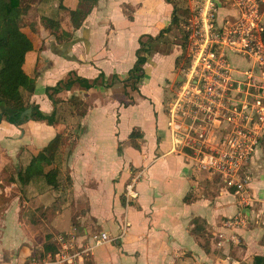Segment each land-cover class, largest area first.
I'll use <instances>...</instances> for the list:
<instances>
[{"label": "crops", "instance_id": "obj_1", "mask_svg": "<svg viewBox=\"0 0 264 264\" xmlns=\"http://www.w3.org/2000/svg\"><path fill=\"white\" fill-rule=\"evenodd\" d=\"M35 6L37 24L30 17ZM71 10L87 13L81 26L71 20ZM172 13L173 5L166 0H38L16 15L33 43L23 65L35 79L30 102L43 113L55 108L46 88L70 73L94 80L104 72L109 83L113 75L119 79L110 87L85 89L75 84L63 90L58 95L63 102L57 105L60 118L55 124L33 119L19 125L0 122V264H17L23 247L28 252L44 248L45 244L36 246L41 236L46 241L48 236L55 239L62 233H75V221L84 226L79 241L87 242L99 232L117 237L116 242L95 249L94 264H243L249 258L253 264L256 256H264V141L249 165L248 198L263 213L261 224L244 228L254 216V209L246 207L239 211L245 214V223L228 225L237 211L230 191L223 190L213 200L200 198L197 192L204 172L172 150L165 99L178 48L149 57L138 91L123 82L136 62L140 37L159 35L171 24ZM41 16L60 21L62 41L43 25ZM73 97L85 103L80 112L84 114H78L80 107L73 105ZM64 102L68 106L61 107ZM134 130L142 134L135 141L130 138ZM58 133L64 141L56 139ZM170 155H174V169L167 167L169 174L160 180L158 164ZM34 157L32 180L22 184L18 172ZM53 168L60 169L64 180L58 189L45 179ZM138 171H143L137 183L139 197L127 204L124 189ZM29 199L35 200L36 207L31 205L32 211L25 210V216ZM82 203L85 213L78 215ZM161 209L166 211L164 222L156 220ZM135 215L143 216L139 223ZM88 222L98 231H91ZM197 224L212 235L208 248L195 230ZM34 225L40 227L37 234L27 230Z\"/></svg>", "mask_w": 264, "mask_h": 264}, {"label": "built area", "instance_id": "obj_2", "mask_svg": "<svg viewBox=\"0 0 264 264\" xmlns=\"http://www.w3.org/2000/svg\"><path fill=\"white\" fill-rule=\"evenodd\" d=\"M209 2L213 5L212 0ZM233 3L236 10L233 21L214 38V44L222 48L221 53L219 56L214 51L207 53L205 65L210 69L213 62V73L201 75L191 91H186L185 99L181 98V92L168 105V128L174 152L187 157L199 171L223 179L237 200L247 204L249 165L264 141V74L255 75L254 69H249L237 76L224 52L225 46L234 43L241 44L240 49L248 54L263 46L264 0H233ZM212 10L216 8L208 7L205 14L207 33L211 32ZM207 48L206 45L204 50ZM252 88L255 90L251 91ZM216 121L226 130L224 136L214 135ZM142 173L138 171L125 186L123 196L127 204L139 197L137 183ZM244 223L241 213L228 221L231 226ZM114 239L107 232H99L84 242L75 233H62L54 239L55 253L38 254L31 258L30 264H76Z\"/></svg>", "mask_w": 264, "mask_h": 264}, {"label": "trees", "instance_id": "obj_3", "mask_svg": "<svg viewBox=\"0 0 264 264\" xmlns=\"http://www.w3.org/2000/svg\"><path fill=\"white\" fill-rule=\"evenodd\" d=\"M29 0L23 4V0H0V122L6 120L10 123L19 125L29 119L43 120L49 124H55L60 118V110L57 105L63 100L58 95L63 90L70 89L73 85L78 84L85 89H91L96 86L110 87L115 80H118L117 75L111 77L110 83L106 82V75L101 72L99 76L94 80L80 77L74 73H70L69 77L65 80H60L55 86H49L46 88V93L54 103V110L50 114L43 113L39 105L31 103L30 98L35 90V79L30 77L24 70L23 65L25 62L26 54L33 49V43L29 38L28 34L23 30L25 26L21 25V20L16 19V15L20 13V10H28L30 7ZM90 3H97L98 0H84ZM168 3L173 5V13L171 24L163 29L159 35H143L139 39V48L136 51V62L134 66L128 72L127 78L123 81L125 87L131 90L138 91L139 84L142 83L145 78L144 65L147 63L149 57L154 53L161 51L160 43L164 39L165 35L172 30L174 26H179L181 23L179 15V5L176 0H166ZM64 8V7H63ZM185 12H188L185 10ZM87 13L80 10H71L70 17L76 26H81L82 22L86 18ZM131 18V17H130ZM43 25L52 30L54 36L62 41L60 31L61 23L59 20L48 16H41ZM27 26V25H26ZM34 23H30L29 27L33 30ZM59 29V30H58ZM264 40V31L262 33ZM178 63V58L176 60ZM75 102L73 105L80 107L79 115L84 114L83 107L85 103L73 97ZM32 108V112L22 118V113L28 108ZM142 134L134 130L130 134V138L135 141L141 138ZM56 139L64 141L61 133H58ZM36 160L34 157L32 161L18 172V181L22 184H27L32 180L33 174L36 168ZM47 184L58 189L62 183L61 171L59 168H53L45 174ZM68 180H70L68 178ZM233 192V190H231ZM195 230L200 234L206 243L203 244L205 248L209 247L211 234L210 232L201 227L198 224ZM57 250L54 242L51 241V236H48V240L44 245L45 253H55ZM91 264V263H88ZM253 264H264V256H256Z\"/></svg>", "mask_w": 264, "mask_h": 264}, {"label": "rangeland", "instance_id": "obj_4", "mask_svg": "<svg viewBox=\"0 0 264 264\" xmlns=\"http://www.w3.org/2000/svg\"><path fill=\"white\" fill-rule=\"evenodd\" d=\"M38 0H34L36 3ZM180 11V19L181 23L180 25L174 26L170 32H168L162 42L159 44L160 49L164 51H170L172 48L177 47L179 50L178 53V63L176 62V67H175V74L173 78L172 85L171 83H168L166 87V99L165 102L168 105L173 101L177 99V96L180 94L182 99H185V94L186 91L190 90L195 85V81L199 80L201 75H208L213 73L211 70L212 68H215V64L213 62H210V65H212V68L207 69V66L205 65L206 62L205 60L208 59L207 53L209 51H214L216 56H219L221 53V46L218 44H214V38L216 33L223 32L225 30V27H227L230 21H233V15L235 14V7L233 0H212V4H210L209 0H176ZM26 2H29V0H23V4ZM217 6V7H216ZM208 7H212L213 9L216 8V11L212 10L211 13V19L210 21L212 22L211 25V32L207 33V26L205 21V14L207 13ZM188 11V12H185ZM264 10V6H263ZM30 17L31 19L34 20L35 24H37L36 17L38 16V10L37 6L33 7L32 11L30 12ZM263 46L260 48H255V51L251 54L246 53L245 51L241 50V44H236L234 43L233 45L230 46H225V58L230 62L231 68L234 74L237 76L239 75L238 73L247 71L249 69H254L255 75H262L264 74V42ZM213 44V45H212ZM208 46L207 51L204 50V47ZM203 53V54H202ZM200 58V60H198ZM194 74V75H193ZM192 75V76H191ZM191 76V77H190ZM264 77V75H263ZM263 84H264V78H263ZM247 88V87H246ZM255 90L254 88L251 89V91ZM264 92V89H263ZM241 94L237 95L240 96ZM188 97L186 99L189 98ZM264 101V99H263ZM69 102H64L61 107L68 106ZM216 126L214 128V135L217 137L219 136H224L226 130L222 128V125L216 121L215 122ZM219 125V126H218ZM148 147H151L152 143V137H149ZM264 147V143L262 144ZM129 148V146H127ZM258 150V149H257ZM263 150V149H262ZM258 153V151H257ZM174 155H170L169 157L166 158H161V161L159 162L158 165L161 166L158 172V178L161 180L165 178L166 174L168 173L167 167H170L171 170L174 169L172 160H173ZM169 164V165H168ZM250 167V166H249ZM205 173V172H204ZM200 174V179H199V187L200 191L197 192V195L200 198H208L210 200H213L215 196L220 194L223 190H228V187L226 186L225 182L223 179L220 177L212 175L211 177H207V174ZM66 175V172L64 173ZM63 174V177H64ZM64 182V180H63ZM139 187V186H138ZM250 194H251V189H248ZM263 195H264V189H263ZM152 192L149 191L148 195L151 196ZM230 194L232 195V204L236 203L237 204V211L232 215H239V211L241 208H246L250 207L254 209V216L251 218H248L247 220V225L244 226L246 229H253L254 227H258V224H261V220L263 219V213L260 212V210L257 208L256 203L253 205L252 202L248 201L247 204H241L239 200H237V197L230 191ZM249 194V193H248ZM247 194V195H248ZM229 196V195H228ZM248 197V196H247ZM253 197V195H251ZM35 199V198H34ZM254 199V198H253ZM28 205L24 209L27 210L29 209L32 211V206L36 207V202L35 200L33 201L32 199H29ZM31 202V203H30ZM163 204V203H162ZM85 203H82V208L78 209L77 213L79 214H84L85 209H84ZM56 207V206H54ZM40 209V208H39ZM50 213H54L55 210H49ZM159 211V210H158ZM155 211V212H158ZM39 214L41 213L40 211H37ZM203 214H205L207 211L202 210L201 211ZM48 212H44L42 215L47 214ZM239 213V214H238ZM25 216H28L27 212L25 211ZM34 217L36 218L37 215L36 213L33 214ZM241 216L243 218L245 217V214L242 212ZM32 215H30V218ZM143 216L141 215H135V222L139 223L141 221V218ZM166 217V211L164 209H161V212L156 216V220L159 222H164ZM227 219V218H224ZM249 220L250 223H249ZM90 221V220H88ZM253 221V222H252ZM75 226V234L81 235L84 233L83 228L84 226L78 221L73 223ZM89 225V222L88 224ZM35 227H27V230H33V232L39 233L40 227L38 225H34ZM91 228V231L96 232L98 229L95 227V225L90 224L89 225ZM240 226V225H237ZM243 227V226H241ZM73 233V232H70ZM43 232H40V235H42ZM58 234V232L56 233ZM55 234V235H56ZM262 241L264 242V236L261 238ZM48 239L43 240V236L40 237V242L36 243V246L39 245V247H42ZM117 237H115L114 242H116ZM52 242H54V237L51 239ZM55 243V242H54ZM100 247H103L100 246ZM98 247V248H100ZM38 249V247H36ZM27 251L26 248H22V253L19 256L17 264H30L32 256L38 255L44 248L40 249L37 251V249ZM103 249V248H101ZM37 251V252H36ZM83 259L77 261L76 264H94V259H93V254L85 257L84 262L82 263ZM252 262L247 260L243 264H251Z\"/></svg>", "mask_w": 264, "mask_h": 264}, {"label": "water", "instance_id": "obj_5", "mask_svg": "<svg viewBox=\"0 0 264 264\" xmlns=\"http://www.w3.org/2000/svg\"><path fill=\"white\" fill-rule=\"evenodd\" d=\"M31 112H32V108L30 107L22 113V118H24L27 114H30Z\"/></svg>", "mask_w": 264, "mask_h": 264}]
</instances>
